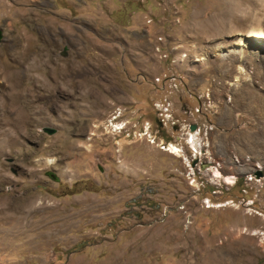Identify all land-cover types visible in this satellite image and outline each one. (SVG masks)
<instances>
[{"label":"rangeland","instance_id":"374dc122","mask_svg":"<svg viewBox=\"0 0 264 264\" xmlns=\"http://www.w3.org/2000/svg\"><path fill=\"white\" fill-rule=\"evenodd\" d=\"M262 26L264 0H0V264H264V44L220 54Z\"/></svg>","mask_w":264,"mask_h":264},{"label":"bare ground","instance_id":"6f19581e","mask_svg":"<svg viewBox=\"0 0 264 264\" xmlns=\"http://www.w3.org/2000/svg\"><path fill=\"white\" fill-rule=\"evenodd\" d=\"M259 25H260V23H259ZM247 34L252 38L248 37V39H244L242 37V34H241L233 42H231L232 44H230L231 45L230 47H228L225 50H223V49L220 50L221 56L227 55L230 53H233V54L236 53V54H238V57L240 58L243 56V54L245 52L249 51L250 48H252L251 50H254L255 48L260 46V43L264 44V26L257 27V28L252 27ZM248 42L251 43V46H249ZM199 131H200V129H196V131H195V129H191V131L188 132V137H189L191 144L186 143L188 145L189 152L191 153V157H195V158H198V156H201L202 151H203V146H202V143H201L200 138H199V135H200ZM186 141L187 140L185 139V142ZM158 145L161 146V142H159ZM168 146H169L168 150L170 151V153L178 154L180 152L179 148L174 143H170ZM180 149L183 150L182 146ZM187 158H188L187 159L188 162H190V155H187ZM238 160L235 159V160H233V162L234 163L237 162V164H238V163H240V162H238ZM257 169H263V167L259 163V161L257 162ZM213 172H214V176L224 178L225 179L224 182H226L228 184L231 183L232 185L235 183V180H234L236 178L235 175H227V176L223 175L222 172L220 171L219 167H217V166H213ZM252 178L253 177L251 175L250 179L252 180ZM247 179L249 180L248 177H247ZM254 180L258 181L257 178H255ZM225 205L226 204H222V206H225Z\"/></svg>","mask_w":264,"mask_h":264},{"label":"built area","instance_id":"2783aa9c","mask_svg":"<svg viewBox=\"0 0 264 264\" xmlns=\"http://www.w3.org/2000/svg\"><path fill=\"white\" fill-rule=\"evenodd\" d=\"M149 21H151V19ZM164 48L168 50V55H169V46L164 44ZM154 50H156V45L154 46ZM166 64L169 65L168 58H167ZM180 81H181V77H177L176 73H163L160 75H156L153 78V82L155 84H160V85H162L163 88L165 86L168 87V90H167L168 92H166V93L172 92L174 89H178L177 83ZM193 96H191V97H193L196 100L197 105L194 107L193 110L184 111V112L186 114H188L189 118H192V120L195 121V118H194L195 114L196 115L203 114L202 113V107H203L204 103L203 104L200 103V96H208V103H205V107L207 109H211V111H213V104H212V100L210 97L211 95H210V88L209 87L204 88L203 94H196L195 93ZM229 98L230 97H228L227 100H230ZM153 105H154L155 110L159 114L161 122H163L164 125L167 124L172 118V109H171L172 102H171V100H169V98L167 96H164L163 98H159L158 100H155ZM196 129H200V128L197 127ZM203 147L208 148V146H204V145H203ZM257 170H259V169H257Z\"/></svg>","mask_w":264,"mask_h":264},{"label":"water","instance_id":"95a60500","mask_svg":"<svg viewBox=\"0 0 264 264\" xmlns=\"http://www.w3.org/2000/svg\"><path fill=\"white\" fill-rule=\"evenodd\" d=\"M1 38H2V32L0 31V39H1ZM194 128H195V125H192V126H191V129H194ZM256 175H257V176H260V175H261V171H260V170L257 171V172H256Z\"/></svg>","mask_w":264,"mask_h":264},{"label":"crops","instance_id":"0c3cea01","mask_svg":"<svg viewBox=\"0 0 264 264\" xmlns=\"http://www.w3.org/2000/svg\"><path fill=\"white\" fill-rule=\"evenodd\" d=\"M232 120H233V124H234L236 121L238 122V120H239V119H237V120L235 119V117H234V113H233ZM239 121H240V120H239Z\"/></svg>","mask_w":264,"mask_h":264}]
</instances>
